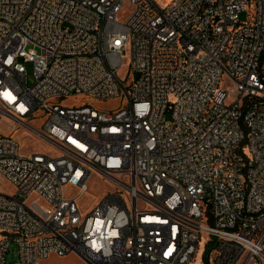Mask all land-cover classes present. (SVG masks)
Here are the masks:
<instances>
[{
    "label": "built area",
    "instance_id": "built-area-1",
    "mask_svg": "<svg viewBox=\"0 0 264 264\" xmlns=\"http://www.w3.org/2000/svg\"><path fill=\"white\" fill-rule=\"evenodd\" d=\"M2 124L0 264H264V0H0Z\"/></svg>",
    "mask_w": 264,
    "mask_h": 264
},
{
    "label": "rangeland",
    "instance_id": "rangeland-1",
    "mask_svg": "<svg viewBox=\"0 0 264 264\" xmlns=\"http://www.w3.org/2000/svg\"><path fill=\"white\" fill-rule=\"evenodd\" d=\"M246 14H247V10H242L238 13V18L240 20L246 19ZM30 46L35 48L37 51H39L38 47L32 46L31 44H28L26 48ZM24 65L26 70L25 72L26 83L30 85L34 79L33 64L30 61H26ZM118 76L123 80L126 79L127 68L125 65H123L118 71ZM230 91L233 92L234 88H230ZM87 100L91 101L93 105L101 109H114L118 107L121 103L120 97H114L104 100H93V99L91 100L89 97H82L81 95L67 96L62 101L64 104H71V103H79L81 101H87ZM33 122L36 127H39L41 120L38 117H35ZM5 127L6 126L2 124L0 126V130L4 129ZM15 135L18 137L20 142V147L24 152L33 151V150H39V151L51 150V148H49L47 144H45L39 136L33 133H26L21 130L19 131L17 130L15 132ZM108 189H109V185L106 182L99 180L97 177H93L89 179L87 191L83 192L78 200L80 208L83 211L89 210ZM74 192H76L75 188L67 187L65 189L66 194H72ZM201 255H202V249L201 247H199L195 254L196 264H199L201 262ZM15 256H16V245L14 243H11L10 249L7 253L6 264H12L13 260L15 259ZM37 264H86V263L76 253L68 252L63 255L50 253L48 256L39 259Z\"/></svg>",
    "mask_w": 264,
    "mask_h": 264
}]
</instances>
